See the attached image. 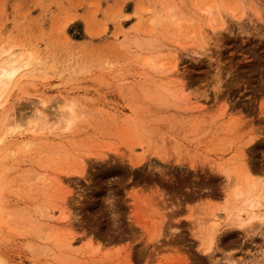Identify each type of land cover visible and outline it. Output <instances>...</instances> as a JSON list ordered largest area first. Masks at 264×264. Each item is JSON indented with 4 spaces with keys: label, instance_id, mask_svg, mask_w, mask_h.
Segmentation results:
<instances>
[{
    "label": "rangeland",
    "instance_id": "374dc122",
    "mask_svg": "<svg viewBox=\"0 0 264 264\" xmlns=\"http://www.w3.org/2000/svg\"><path fill=\"white\" fill-rule=\"evenodd\" d=\"M12 48L36 74L0 106V132L20 126L0 144V264H264L263 223L225 224L232 191L264 185V146L239 172L240 147L264 142V0H0V52ZM65 106L68 130L31 134L32 114L52 123ZM59 208L67 228L49 221ZM213 214L231 251L204 252Z\"/></svg>",
    "mask_w": 264,
    "mask_h": 264
},
{
    "label": "bare ground",
    "instance_id": "6f19581e",
    "mask_svg": "<svg viewBox=\"0 0 264 264\" xmlns=\"http://www.w3.org/2000/svg\"><path fill=\"white\" fill-rule=\"evenodd\" d=\"M219 8V11H220V20L222 21V24H224V21L226 20L225 18H224V15H223V13H222V9H220L221 8V6H219L218 7ZM210 11H211V6H209L207 9H205L204 10V14L205 15H208V16H210ZM231 14H232V12H231ZM233 15V14H232ZM207 17V16H206ZM225 19V20H224ZM215 29H217V28H213V31H215ZM205 31V30H204ZM203 32V31H202ZM204 33H206L205 35H203ZM203 37L205 36V37H209V34L207 33V32H203ZM204 37V38H205ZM210 37H211V35H210ZM149 39V38H148ZM148 39H147V41H148ZM207 39V38H206ZM206 39H205V41H206ZM208 39H210V38H208ZM212 39V38H211ZM150 40V39H149ZM145 41V40H144ZM151 43H152V41H150ZM154 42V41H153ZM143 44V43H142ZM142 44H140L142 47H144ZM146 44V43H145ZM144 44V45H145ZM147 44H149L150 46H151V44L149 43V41H148V43ZM146 44V45H147ZM145 45V46H146ZM152 46H155V44L154 45H152ZM149 47V46H148ZM147 47V49H149ZM157 47V46H156ZM144 48H146V47H144ZM202 48V50L204 49V47H201ZM153 49H155V48H153ZM171 49H173V48H171ZM170 49V50H171ZM193 49H195V48H193ZM199 49V48H198ZM14 49L12 48V49H9V50H7V51H5V52H0V106L4 103V96L5 95H7L6 93L8 92V90L11 88V85L18 79V78H27V79H30V80H33L34 78H35V70L36 69H30V67H31V65H32V62L30 61V59L29 58H27V59H24L23 58V54L21 53H19V52H15V50L13 51ZM149 50H151V48L149 49ZM160 50V49H159ZM161 50H163V49H161ZM164 50H166V49H164ZM193 52H196V51H200V50H197V48L195 49V50H192ZM161 52H163V51H161ZM176 52V51H175ZM175 52H173V54L175 55L176 53ZM203 52V51H202ZM206 51H205V49H204V53H205ZM159 53V52H158ZM157 53V54H158ZM160 54V53H159ZM198 54V53H197ZM32 56V54H30L29 52H28V57H31ZM176 56V55H175ZM152 60V59H151ZM151 60H149V57H148V60H147V62H145V66H146V64H151L152 63V61ZM178 60V59H177ZM157 61V60H156ZM156 61H154V62H156ZM155 66H156V64H155ZM159 66H165V65H159ZM159 66H156L155 68L157 69V67H159ZM154 67V66H153ZM164 68V67H163ZM218 70V69H217ZM179 71V66H178V62H175V64L173 65V68H172V70H171V72H170V74H168V75H173V76H176V75H178V72ZM37 72V71H36ZM156 72V71H155ZM206 74V73H205ZM219 74V73H218ZM167 76V75H166ZM177 77V76H176ZM216 77V76H215ZM217 78H219V77H217ZM18 81V80H17ZM216 81V80H215ZM214 81V82H215ZM217 82V81H216ZM219 82V81H218ZM219 87V86H218ZM219 89V88H218ZM215 91L217 92V89H215ZM207 97V96H206ZM209 98V97H208ZM207 98V99H208ZM3 99V100H2ZM63 100H65V99H63ZM197 100V99H196ZM206 100V99H205ZM207 102V101H206ZM196 106L199 108V110H202L201 108L203 107V106H205V103H202L201 102V100H197L196 101ZM195 106V107H196ZM198 108H196V109H198ZM42 112V111H41ZM199 112V114H200V111H198ZM197 112V113H198ZM201 112H203V111H201ZM6 116L7 117H9V114L8 113H6ZM73 117H74V113H73V111H72V107H70V106H65V108H63L61 111H60V113H59V116H58V118L54 121V122H52L51 123V120L50 119H48V118H46L45 116H43V114L42 113H40V112H37V113H34V115L32 114V118H33V120L31 121V134H33V136H37V134H40V132L43 130H45V129H48V130H50L54 125H58V124H60L61 125V128L63 129H69L70 128V126H71V124H72V121H73ZM1 118H2V114L0 113V121H1ZM29 118V117H28ZM199 120V119H198ZM11 121V120H10ZM8 121V122H4L3 123V125H4V128L3 129H1L2 131L0 132V144L3 142L4 143V140H5V137L8 135V134H12V132L16 129V128H18L19 129V125H15V122L16 121ZM196 121H197V119H196ZM142 122H143V120H142ZM30 122L28 121V124H29ZM1 125H2V123H0ZM143 124V123H142ZM0 125V126H1ZM29 125V126H30ZM144 125V124H143ZM143 125H140V126H143ZM17 126V127H16ZM1 127H3V126H1ZM153 127V126H152ZM142 128H145L144 126L142 127ZM150 129V128H149ZM144 130H146V129H144ZM151 130V129H150ZM46 131V130H45ZM44 131V132H45ZM14 133V132H13ZM46 133V132H45ZM151 133V132H150ZM42 134V133H41ZM156 134V133H155ZM43 135V134H42ZM157 136H159V134H157ZM253 136V135H252ZM147 137V136H146ZM155 137V136H154ZM160 137V136H159ZM251 137V136H250ZM148 138H150V137H148ZM153 138V137H152ZM37 139V138H36ZM154 139V138H153ZM247 139H249V137L247 138ZM247 139H245V140H247ZM251 139V138H250ZM255 139V138H254ZM254 139H252L251 141H249V142H254ZM150 140V139H149ZM152 140V139H151ZM163 140V139H162ZM248 141V140H247ZM247 141H246V144H248V145H246V146H248V147H246L245 146V148L243 147V145H242V147H240V148H242L241 150L239 149V154H240V168H241V170L239 171V172H243V175H245L246 174V172L247 171H249L248 170V168H249V165H248V167H247V163H246V152H248L252 147H254V148H257V147H262V146H264V142H260V143H256V144H254V145H252L251 143H247ZM260 141V140H259ZM146 143H148L147 142V140L145 141ZM2 143V144H3ZM144 143V142H143ZM31 141H25V142H23V143H19V145L18 146H16V147H12V148H14V149H18V150H27L26 148H28L29 146H31ZM142 144V143H141ZM153 144V143H152ZM152 144H151V146H152ZM243 144V143H242ZM143 145V144H142ZM4 146V145H3ZM54 146H56L55 145V143H54ZM144 146V145H143ZM148 146V145H147ZM241 146V145H240ZM252 146V147H251ZM130 148H131V150H130V152H136V146H132L131 147V145L129 146ZM136 149H135V148ZM142 147V146H141ZM153 147V146H152ZM5 148V147H4ZM10 148V147H9ZM143 148V147H142ZM141 149V148H140ZM142 151L143 150H141V154H142ZM147 151V150H146ZM11 152H12V150H11ZM14 152V151H13ZM16 152H17V150H16ZM19 152V151H18ZM23 152V151H22ZM139 152V151H138ZM15 153V152H14ZM12 154V153H11ZM144 154V153H143ZM161 154V153H160ZM106 155V154H105ZM105 155H104V158H105ZM136 155H138V154H136ZM163 155V154H162ZM134 156V155H133ZM103 157V156H102ZM137 158V157H136ZM82 159V157H80V160ZM248 159V158H247ZM83 160V159H82ZM81 160V161H82ZM84 160H86V159H84ZM41 164V163H40ZM39 163H38V165L37 166H39L40 165ZM80 164H82L81 162H80ZM85 166V165H84ZM40 168L42 167V169H39L38 171H37V174H38V176L40 177V175L41 176H44L43 174H44V170L43 169H46V168H44V166H39ZM83 168V167H82ZM47 170V169H46ZM6 172H8L7 170H5ZM5 171H3V172H5ZM253 171V170H252ZM260 172V171H259ZM45 173H46V171H45ZM48 173V172H47ZM258 173V172H257ZM2 174V173H1ZM253 174V173H252ZM45 175H47V174H45ZM229 175V174H228ZM232 175V174H231ZM1 176V175H0ZM246 176V175H245ZM251 176V175H250ZM230 177V179L232 178L231 176H229ZM253 178V177H252ZM233 179V178H232ZM62 180V179H61ZM229 180V179H228ZM254 180V179H253ZM0 181H1V179H0ZM63 181V180H62ZM231 181V180H230ZM2 183V182H1ZM1 183H0V188H1ZM251 183H253L252 184V187H247V189L246 188H242V187H239V186H237L233 191H232V193H231V195H232V197H231V199H232V201H233V203H235V205L231 208V210L229 211V208L227 209H225V210H227V211H225V212H227L228 213V211L230 212V214L229 215H227L228 216V220H227V222L225 223L227 226H231V227H233V226H237V227H241V228H244V230H245V232L246 233H248V232H250V231H254V229H257L258 228V225H256V224H258L259 223V225L262 227V223H263V225H264V214L262 213H260L259 212V208H260V206H261V200L262 199H264V185L262 186V187H260V188H258L259 186H258V182L257 181H254V182H251ZM251 185V184H250ZM252 188H254V189H252ZM1 190V189H0ZM215 192V191H214ZM226 193V192H225ZM228 193V192H227ZM214 194V193H213ZM228 194H230V192L228 193ZM242 198H244V199H242ZM238 200H240V202H241V204H237V202H238ZM3 212H5V211H3V210H1V208H0V222H2L3 220H4V213ZM216 212V211H215ZM6 213V212H5ZM56 213H58L59 215L58 216H55L56 215ZM211 215V214H210ZM57 217V218H56ZM211 217V216H210ZM209 217V218H210ZM220 215L219 214H213L212 215V217H211V219H209L210 220V224H209V230H208V232H207V234H206V236L204 235L203 236V238L201 239L202 240V245H203V249H204V252H206V253H208V254H213V252L214 251H216V252H214V253H217V250L219 249H221V248H223V250L224 249H226L227 251H231V249H233V247H234V244H235V242L231 239V240H229V239H226V238H224L223 237V235L221 234V232H222V227L224 226L221 222H220ZM69 218V215H68V213H66V210L64 209V208H59V209H57V210H55V211H52V215L49 217V221L51 222V223H57L58 225H60L62 228H64V227H68L69 226V224L70 223H68V219ZM5 222V221H4ZM7 222V221H6ZM225 225V226H226ZM224 226V227H225ZM257 226V228H255ZM223 227V228H224ZM264 227V226H263ZM226 229V228H225ZM259 229V228H258ZM243 230V229H242ZM245 234V233H244ZM249 234V233H248ZM70 236V235H69ZM79 242V241H78ZM78 242H76V240H75V238H74V236L73 237H66L65 238V241H64V243H63V255H64V253H66L67 255H70V256H73V257H78L80 254H79V249H78V247H76V243H78ZM239 246H240V244H239ZM80 248V247H79ZM229 248V249H228ZM235 248V247H234ZM82 249V248H81ZM237 249V248H236ZM236 249H234V250H236ZM83 250V249H82ZM95 250V249H94ZM222 250V249H221ZM225 250V251H226ZM81 252V251H80ZM219 252V251H218ZM230 253V252H229ZM235 253V252H234ZM224 255V254H223ZM65 256V255H64ZM80 256H82V255H80ZM215 256V255H214ZM231 256V255H230ZM79 258V257H78ZM230 258V257H229ZM232 258V257H231ZM74 260V259H73ZM78 260V259H77ZM214 260V259H213ZM228 260V259H227ZM76 261V260H75ZM233 261V260H232ZM236 261V260H235ZM74 262V261H73ZM213 262V261H212ZM214 262H215V260H214ZM232 263H234V262H232Z\"/></svg>",
    "mask_w": 264,
    "mask_h": 264
}]
</instances>
